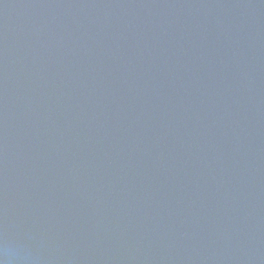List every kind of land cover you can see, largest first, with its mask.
<instances>
[{
	"label": "water",
	"instance_id": "water-1",
	"mask_svg": "<svg viewBox=\"0 0 264 264\" xmlns=\"http://www.w3.org/2000/svg\"><path fill=\"white\" fill-rule=\"evenodd\" d=\"M4 241L264 264V0H0Z\"/></svg>",
	"mask_w": 264,
	"mask_h": 264
},
{
	"label": "clouds",
	"instance_id": "clouds-1",
	"mask_svg": "<svg viewBox=\"0 0 264 264\" xmlns=\"http://www.w3.org/2000/svg\"><path fill=\"white\" fill-rule=\"evenodd\" d=\"M17 259L15 256L12 247L7 241H4L0 245V264H14V261Z\"/></svg>",
	"mask_w": 264,
	"mask_h": 264
}]
</instances>
